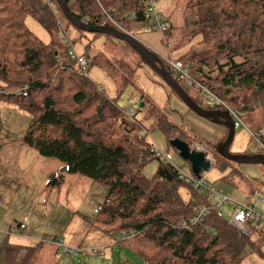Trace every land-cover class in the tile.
<instances>
[{
  "label": "trees",
  "instance_id": "1",
  "mask_svg": "<svg viewBox=\"0 0 264 264\" xmlns=\"http://www.w3.org/2000/svg\"><path fill=\"white\" fill-rule=\"evenodd\" d=\"M65 1L71 13L89 25L112 28L102 8L128 27H139L145 18L146 0ZM133 15L136 25H131ZM187 16L191 37L201 34L202 45L207 47L204 56L189 53L179 59L193 66L192 75L226 105L236 93L249 88H256L264 101V0H196ZM28 18L48 32L49 44L29 30ZM63 20L86 32L64 16L57 0H0V101L17 104L31 115L21 143L43 158L60 161L66 172L107 188L95 228L118 239L144 264H239L247 250L256 252L251 237L232 227L226 213L219 217L212 210L203 224L189 230L182 227L198 211L210 207L209 197L195 190L194 176L182 177L172 164L156 157L143 127L135 143L109 146L105 142L103 131L111 121H118V107L77 69L69 43L60 38L62 31L69 36ZM177 82L184 89V81L179 78ZM195 102L204 109L223 110ZM160 128L169 144L174 139L189 145L197 140L169 121ZM227 136L228 132L223 142ZM217 148L215 161L224 170L232 166L223 182L243 179ZM153 159L160 165L156 181L150 182L141 174ZM59 185L57 179L50 183L53 188Z\"/></svg>",
  "mask_w": 264,
  "mask_h": 264
},
{
  "label": "rangeland",
  "instance_id": "2",
  "mask_svg": "<svg viewBox=\"0 0 264 264\" xmlns=\"http://www.w3.org/2000/svg\"><path fill=\"white\" fill-rule=\"evenodd\" d=\"M195 7L196 0H159L158 9L167 19L170 32L139 33L137 29L138 33L133 37L160 56L163 62L189 53L204 56L207 47L202 45V36L196 34L191 37L192 28L188 24L187 11L191 12ZM63 24L74 44L70 50L79 56L85 55L88 60L89 79L105 91L118 107V121H111V126L102 135L109 146H124L128 141L135 143L138 130L143 127L146 143L154 150L169 154L172 157L170 163L185 178H192L190 164L168 143L160 128L164 121H169L191 139H197L191 145L205 143L216 160L213 153L225 142V126L192 111L162 77L122 40L80 32L65 20ZM26 25L42 42L49 44L52 41L36 20L28 18ZM203 71L207 72V68L204 67ZM183 87L191 98L208 102L207 94L196 91L186 82H183ZM227 102L229 109L239 114L250 131H264V101L256 88L236 93ZM213 104V108L220 107L219 102L213 101ZM127 111H131L133 116H127ZM30 123V114L22 111L19 105L0 101V233L6 239L0 240V250L6 247V232L12 226L25 224L31 229V234L11 236L16 238L13 242L25 247L24 254L23 250L12 264H144L135 253L119 244L118 239L95 228V218L106 198L107 188L89 178L63 171L66 167L58 160L40 156L39 162L37 158L27 156L28 163L21 161L17 149L24 145L20 138L25 136ZM24 148L30 150L25 145ZM230 153L263 155V150L242 127L235 132ZM232 164L241 172L243 179L236 177L232 183H224L222 178L228 176L232 166L224 170L217 161L203 173V177L209 184L223 188L237 203L250 199L255 202L259 196H264V166ZM159 165L158 159L151 160L141 175L147 181L155 182ZM37 169L42 173L38 174ZM51 170L57 171L51 173ZM6 171L12 172V175H4ZM55 175L56 178H52ZM56 179L60 185L50 187L48 184ZM259 206L264 209V205ZM228 210L229 207L227 217L230 221L232 211ZM29 246L30 249H27ZM65 247L75 252H66ZM258 250L249 249L243 257L246 258L252 251L258 256ZM0 264L11 263L0 260Z\"/></svg>",
  "mask_w": 264,
  "mask_h": 264
},
{
  "label": "built area",
  "instance_id": "3",
  "mask_svg": "<svg viewBox=\"0 0 264 264\" xmlns=\"http://www.w3.org/2000/svg\"><path fill=\"white\" fill-rule=\"evenodd\" d=\"M159 0H146L145 2V18L143 19L142 24L140 26L136 27L134 30H132L130 27L122 23V21L117 17L115 13H112L110 11H106L102 7V11L104 14V17L107 20V23L112 26V28L116 29L117 31L121 33L128 34L130 36H134L136 33H138L137 28H139L140 32H160L162 34H166L169 31V24L167 19L164 17V15L159 11L158 9ZM137 17L136 15L131 16V23L136 22ZM61 40L62 43L68 42V47L72 46L71 41H69L68 36L64 31L61 32ZM71 57L77 62V66L80 70V73L84 76H88V61L85 57L79 56L75 54L74 52L70 53ZM165 69L172 75L174 79H181L186 84L195 89L196 91H199L201 93H205L209 96L208 103L209 105L214 106L213 101L219 102L220 107L223 108L224 111H228L235 127V131L239 130L242 127H245L248 132L251 134V136L258 142L261 149L263 150L264 155V131L258 130V131H250L246 125L241 120L239 114L231 109L223 102L221 101L214 93H212L209 88L202 83L199 82V80L192 75L193 72V66L189 63L185 64L180 60L175 59H166L163 62ZM17 96L23 95L24 97L27 96L26 93L22 92H16ZM126 115L129 117L133 116V113L131 111H127ZM192 151L202 152L206 156V160L211 163L213 166L215 164V161L212 157V155L209 153V151L206 149L205 143H194L190 146ZM156 157L161 160L164 164H171L172 157L169 154H163L160 151H155ZM182 177L183 174H181ZM193 185L195 190H197L202 196L209 197L210 207H207L205 209H202L196 213V215L190 219L189 221L183 223V228L186 230L192 229L196 227L197 225L203 224L206 217L212 210L218 211L219 217H224L226 208H231V219L230 223L231 225L236 228L239 233H241L244 236L251 237L253 234V230H264V209L260 207L259 205H249V204H238L237 202L233 201L231 197L224 192V190L218 186L209 184L206 180L203 178L201 179H195L193 181ZM258 202L261 205H264V197H259ZM19 232L15 229L11 231L10 234H15L18 232V234H28L29 229L26 227V225H21L20 228H17ZM124 238H130V236L126 235ZM60 246H62V243H58ZM66 252L74 253L75 251L72 248L65 247Z\"/></svg>",
  "mask_w": 264,
  "mask_h": 264
},
{
  "label": "water",
  "instance_id": "4",
  "mask_svg": "<svg viewBox=\"0 0 264 264\" xmlns=\"http://www.w3.org/2000/svg\"><path fill=\"white\" fill-rule=\"evenodd\" d=\"M64 16L78 29L92 34H105L114 36L128 44H130L140 55L141 59L158 73L162 79L171 87V89L186 103V105L200 117L211 120L215 123L223 125L227 128L228 136L225 142L218 148V154L230 162L238 164H261L264 166V155H232L230 147L235 137V127L233 120L228 111L218 109H204L198 105L193 98L178 84L176 79L165 69L162 59L153 51L147 49L142 43L134 37L121 33L114 28L107 26H94L87 23H81L70 11L65 0H57ZM144 105H142L143 107ZM171 146L176 149L181 158L190 163L193 176L197 179L202 178V173L211 169V163L206 160V156L202 152L192 151L188 143L174 139L170 142ZM63 171H67L64 168ZM52 178H56V175ZM18 225L17 228H20Z\"/></svg>",
  "mask_w": 264,
  "mask_h": 264
},
{
  "label": "crops",
  "instance_id": "5",
  "mask_svg": "<svg viewBox=\"0 0 264 264\" xmlns=\"http://www.w3.org/2000/svg\"><path fill=\"white\" fill-rule=\"evenodd\" d=\"M131 25H136V24H132L131 23ZM108 27V26H107ZM137 27V26H136ZM130 28H133V26H130ZM137 29H139V28H137ZM139 33H147V32H143V31H141V32H139ZM102 35H105V34H102ZM99 36V35H98ZM107 37H109V38H112V37H114V36H110V35H106ZM69 37V36H68ZM40 38V37H39ZM69 41H71L70 40V38H69ZM124 42V41H123ZM127 46H131L130 44H128V43H126V42H124ZM73 43H72V46L71 47H73ZM71 47H69L70 49H71ZM132 47V46H131ZM131 49V48H130ZM132 50L133 51H135L136 53H137V51L132 47ZM71 52H73L72 50H70V52L69 53H71ZM81 55V54H80ZM81 56H83V57H85L86 58V56L85 55H81ZM140 56V55H139ZM160 57V56H159ZM161 58V57H160ZM87 59V58H86ZM180 59V58H179ZM179 59H176V60H179ZM142 60V59H141ZM88 61V60H87ZM143 61V60H142ZM163 61V60H162ZM95 83V82H94ZM96 84V83H95ZM194 99V98H193ZM195 100V99H194ZM22 111H24V112H27V111H25V110H23L22 109ZM30 117H31V115H30ZM32 119V118H31ZM24 136V135H23ZM23 136L20 138V140L23 138ZM19 139V138H18ZM191 146V145H190ZM30 150H27V149H25L24 148V145L23 146H21L19 149H17V152L19 153V155H20V159H21V161H26L27 162V156H29L30 158H34V159H36L37 158V161H39V162H41V159H40V155L39 154H37V152H35L34 150H32L31 148H29ZM28 163V162H27ZM190 164V163H189ZM215 165V164H214ZM213 165V166H214ZM190 167H191V165H190ZM211 167H212V165H211ZM32 171V170H31ZM37 171H38V174H40V173H42V170H39V169H37ZM52 171V170H51ZM56 171L57 170H53L51 173H56ZM204 173V172H203ZM203 173H202V178L204 179V177H203ZM10 174L12 175V172H9V171H6V172H4V175H6V176H10ZM34 174H35V172H34ZM36 175V174H35ZM205 180V179H204ZM49 186H50V184H48ZM51 187V186H50ZM50 187H48L49 189H50ZM223 189V188H222ZM224 190V189H223ZM224 192H225V190H224ZM226 193V192H225ZM229 195V194H228ZM230 196V195H229ZM259 197H264V196H259ZM258 197V198H259ZM258 198L256 199V201L255 202H252V200L250 199V201L248 200L247 202H242V203H238V204H249V205H259V202H258ZM228 211H232V209L231 208H229V210ZM225 213L227 214V208H226V211H225ZM232 213V212H231ZM231 224V223H230ZM18 225V224H17ZM19 225H25V224H19ZM232 226V225H231ZM27 227V226H26ZM233 227V226H232ZM15 228H17V227H14L13 228V226L11 227V229L8 231V232H6V234H7V241H6V244H5V248H2L1 250H0V260L2 261V262H5V261H7V262H10L11 264L13 263V261L15 260V259H17L18 257H19V255L21 254V252L24 250L23 248H25V247H23V246H21V245H19L18 243H16V242H13L16 238H11V236L12 235H17V236H22L21 234H18V233H15V234H10L11 233V231H13V230H15ZM28 229H29V227H28ZM236 229V228H235ZM237 230V229H236ZM238 231V230H237ZM254 232H253V234H252V236H251V239L254 241V245H256V250H258V249H260V250H258L259 251V255L258 256H256L255 254H252V252L253 251H255V250H253V249H251V250H253L252 252H251V254L250 255H248L243 261H242V264H264V252H263V248H264V230H253ZM0 232H2V230H0ZM239 232V231H238ZM29 233L31 234V229H29ZM28 233V234H29ZM28 234H23V235H28ZM247 237V236H246ZM0 240H6V239H4V235L2 234V233H0ZM27 249H30V246L29 247H26ZM24 252H25V250L23 251V253L22 254H24Z\"/></svg>",
  "mask_w": 264,
  "mask_h": 264
},
{
  "label": "flooded vegetation",
  "instance_id": "6",
  "mask_svg": "<svg viewBox=\"0 0 264 264\" xmlns=\"http://www.w3.org/2000/svg\"><path fill=\"white\" fill-rule=\"evenodd\" d=\"M222 111H224V110H222Z\"/></svg>",
  "mask_w": 264,
  "mask_h": 264
}]
</instances>
